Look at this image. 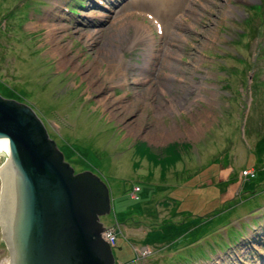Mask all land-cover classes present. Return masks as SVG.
<instances>
[{"label":"rangeland","instance_id":"374dc122","mask_svg":"<svg viewBox=\"0 0 264 264\" xmlns=\"http://www.w3.org/2000/svg\"><path fill=\"white\" fill-rule=\"evenodd\" d=\"M256 2L180 0L163 15L147 0H0V96L29 106L73 172L108 185L99 222L116 264H264V23L239 37L244 18L264 20ZM260 42L259 69L237 73ZM142 138L169 145L163 158ZM154 210L173 213L163 243Z\"/></svg>","mask_w":264,"mask_h":264},{"label":"water","instance_id":"95a60500","mask_svg":"<svg viewBox=\"0 0 264 264\" xmlns=\"http://www.w3.org/2000/svg\"><path fill=\"white\" fill-rule=\"evenodd\" d=\"M0 232L9 264H116L102 237L108 185L75 173L29 106L0 96Z\"/></svg>","mask_w":264,"mask_h":264},{"label":"trees","instance_id":"16d2710c","mask_svg":"<svg viewBox=\"0 0 264 264\" xmlns=\"http://www.w3.org/2000/svg\"><path fill=\"white\" fill-rule=\"evenodd\" d=\"M257 1L258 2H256V3L258 4V6H255L254 3H253V6L257 10H259L258 14H256V12L252 13L253 17L255 16V18H258L260 16V13L263 11L262 9L264 8V5H262V3H264V0H257ZM242 21L243 22H241V23H244V24H246V27H248V26L249 27L247 28L248 29L247 31H245V30L243 31L242 30V33L239 34L240 38L244 39L246 37V35H249V34L252 36V39L254 37H256V36L257 37L259 36V33L261 32V31H259V25H261V23H264L263 18H260V20H259L260 24L258 23L257 26H256L257 22L252 24L253 22L250 21V19L248 17L244 18ZM249 22H251V23L249 24ZM237 43H238L237 45H239V47H241L242 49H245L246 47H248V44H249V42L246 41V40L245 41H238ZM262 49H263V47H261V42L257 43L256 46L254 47L255 55H253V58L250 61H247V59L246 60L245 59H242V60L239 59V63L241 65L239 66V68L237 66L236 72L238 73L240 71V72H243L245 74V72L251 71L250 70L251 68H255L256 69L255 71H257V69H259V65H257L258 67H256V64H259L258 61H259V59L261 57V54H263ZM223 67H225V66H223V65L219 66L218 65L216 69H217V71L222 72ZM234 73H235V71H234ZM225 81L222 80V83L224 84ZM238 81H239V83H242V84L245 83V81L243 80V76L241 74L238 77ZM248 89L250 91L251 87L248 86ZM225 248H228V245H226Z\"/></svg>","mask_w":264,"mask_h":264},{"label":"crops","instance_id":"0c3cea01","mask_svg":"<svg viewBox=\"0 0 264 264\" xmlns=\"http://www.w3.org/2000/svg\"><path fill=\"white\" fill-rule=\"evenodd\" d=\"M135 140V139H134ZM151 141V139L150 138H142V140H140V141H146L147 143V147L150 149V152H155V154H157L159 157H161V158H163V155H164V153L166 152L165 151V149L166 148H168L169 147V145H166V146H163V145H161V144H159L158 145V143H156V145H154V144H152V145H154V146H152V145H150V144H148V141ZM135 142V141H134ZM173 144H175V143H177V142H172ZM178 143L180 144L181 142H179L178 141ZM173 148H176L175 146H173L170 150L172 151V152H174L173 151ZM178 148H180L179 146H178ZM177 148V149H178ZM181 149V148H180ZM179 150V149H178ZM180 151V154H182V152L183 151H187V150H179ZM154 154V155H155ZM144 156H145V154H144ZM180 158L179 157H177V163H178V160H179ZM148 178V177H147ZM146 178V179H147ZM149 179V178H148ZM155 181H156V185L154 186L157 190L159 189V190H161V191H165V190H167V188H168V186L167 185H160V184H164L165 183V181H163V180H161V178L159 177V176H157V178H155ZM140 189L139 188H137V190H136V192L137 191H139ZM136 192H134L133 194H135ZM136 195V194H135ZM136 197V196H135ZM130 198H132V197H130ZM136 199V198H135ZM165 214V215H167V216H170L171 214L173 215V213H171V211H158V210H154L153 212H152V214H154L155 216H161V218H160V222H159V224L160 225H157L158 227H160V229L157 231V233L158 234H156L157 236H160V237H158V238H160V239H158L157 237V239L155 240V239H151V241L152 242H155V243H158V242H162L163 243V241H165L166 239H170L171 238V236L170 235H168V233H169V229H170V227L169 226H167V227H165V228H162V226L163 225H165V224H168V223H170L168 220H163V218H162V216H163V214ZM174 214H176L175 215V219H179L180 218V216H181V212H176V213H174ZM158 216V217H159ZM164 222V223H163ZM171 224H172V222H171ZM183 225V224H182ZM181 225V226H182ZM149 226H151L150 224H147V226H145L144 228H142V230L141 231H143V232H145V234L146 235H144L143 234V236H145V237H147V229H149ZM156 226V225H155ZM174 228H178V227H174ZM150 230V229H149ZM186 230V229H185ZM184 230V231H185ZM116 233V232H115ZM142 233V232H141ZM164 235H166V236H164ZM181 239H186V235L185 236H181ZM150 241H148L147 242V244H150L149 243ZM145 246H147V245H144V247Z\"/></svg>","mask_w":264,"mask_h":264},{"label":"bare ground","instance_id":"6f19581e","mask_svg":"<svg viewBox=\"0 0 264 264\" xmlns=\"http://www.w3.org/2000/svg\"><path fill=\"white\" fill-rule=\"evenodd\" d=\"M179 1L180 0H147V3H148V7L150 8V7H154V8H150L151 10H153L154 12H156V11H158L159 12V14L160 13H162L163 15H167V14H171V11H173V8H175V6H177L178 5V3H179ZM132 2V1H131ZM146 2V1H145ZM132 3H134V1L132 2ZM136 3V2H135ZM251 3V2H250ZM147 5V4H146ZM134 6V5H133ZM129 14V13H128ZM153 16H152V19H154V18H156V19H158L157 17H155V14H153V13H151ZM168 15V16H169ZM151 19V20H152ZM100 20H101V18H100ZM153 22H155V21H153ZM45 24V23H44ZM134 24V23H133ZM138 25V24H137ZM139 27L141 26V25H138ZM36 27V26H35ZM163 29V28H162ZM140 30V29H139ZM163 31V30H162ZM48 35V34H47ZM147 35V34H146ZM163 35V34H162ZM143 39V38H142ZM144 40H145V38H144ZM111 42V41H110ZM109 42V43H110ZM108 43V44H109ZM61 47V46H60ZM117 47V46H116ZM107 50L106 51H103V54L104 55H107V52L109 53L110 52V50H112L111 49V46L109 45L108 46V48H106ZM55 49H53V50H51V52H53ZM62 50V49H61ZM103 50V49H102ZM60 51V50H59ZM63 52V51H62ZM61 52V53H62ZM60 53V52H59ZM119 53V52H118ZM58 54V53H57ZM110 54V53H109ZM54 55V54H53ZM111 55V54H110ZM116 56H117V54H116ZM103 57H105V56H103ZM108 58V57H107ZM120 58V57H119ZM118 58V59H119ZM61 61V60H60ZM111 61V60H110ZM113 61H114V59H113ZM120 61V60H119ZM112 62V61H111ZM110 63V62H109ZM116 63H118L119 64V62H116ZM62 63H60V65H61ZM75 66V65H74ZM77 66V65H76ZM111 66H112V64H107V67L110 69L111 68ZM95 67V66H94ZM113 68H114V66H112ZM74 68V67H73ZM117 68V67H116ZM93 69H95V68H93ZM97 69H100V68H97ZM108 69V70H109ZM115 69V68H114ZM118 69V68H117ZM96 70V69H95ZM110 70H112V69H110ZM116 70V69H115ZM93 71V70H92ZM118 71V70H117ZM91 73V72H90ZM121 74V73H120ZM98 75V74H97ZM119 76V75H118ZM103 78H107V76L105 75V77L103 76ZM124 79V78H123ZM90 80V79H89ZM92 80V79H91ZM95 80V79H94ZM92 82L93 83H95V81H93L92 80ZM91 86V85H90ZM97 86V85H96ZM98 87V86H97ZM249 93V92H248ZM102 101V100H101ZM100 101V102H101ZM161 114V113H160ZM0 152L1 153H3L4 154V157H6V159H7V155H8V148H7V145L6 144H4V143H1V141H0ZM260 210V209H259ZM257 211V210H256ZM258 214V213H257ZM118 239V238H117Z\"/></svg>","mask_w":264,"mask_h":264},{"label":"built area","instance_id":"2783aa9c","mask_svg":"<svg viewBox=\"0 0 264 264\" xmlns=\"http://www.w3.org/2000/svg\"><path fill=\"white\" fill-rule=\"evenodd\" d=\"M138 187H133V193L136 192ZM132 193V196L135 195ZM114 228H106L104 229V231L102 232V237L105 239L106 243L109 244L110 248L113 247L115 245V239H117V237H115V233L113 232Z\"/></svg>","mask_w":264,"mask_h":264},{"label":"flooded vegetation","instance_id":"af4514ba","mask_svg":"<svg viewBox=\"0 0 264 264\" xmlns=\"http://www.w3.org/2000/svg\"><path fill=\"white\" fill-rule=\"evenodd\" d=\"M3 243V242H2ZM5 244V243H4ZM4 247H5V245H4ZM5 250H6V247H5ZM6 253H7V251H6ZM7 257H8V255H7ZM7 263H8V258H7ZM9 264V263H8Z\"/></svg>","mask_w":264,"mask_h":264}]
</instances>
